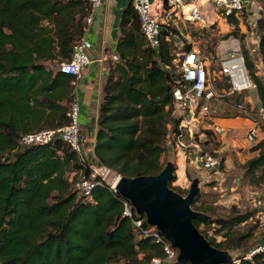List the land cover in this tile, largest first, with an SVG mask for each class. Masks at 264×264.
I'll return each mask as SVG.
<instances>
[{
  "label": "trees",
  "instance_id": "obj_1",
  "mask_svg": "<svg viewBox=\"0 0 264 264\" xmlns=\"http://www.w3.org/2000/svg\"><path fill=\"white\" fill-rule=\"evenodd\" d=\"M257 1L264 15V0ZM90 13L87 0H0V264H152L163 257L161 246L139 237L131 218L124 216V198L103 183L89 200L75 189L70 175L92 162L120 177L162 172L169 128L177 130L181 122L173 116L174 91L183 81L178 54L191 52L193 42L164 26L160 47L152 49L130 2L120 21L113 54L117 60L108 62L99 114L91 121L96 129L93 159L81 161L60 139L29 148L20 144L24 134L69 123L73 78L58 65L71 58L74 45L83 39ZM230 21L235 26L221 44L235 42V49L245 57L259 114L264 110V29L258 46L260 75L239 22ZM217 26L193 27L190 36L204 35L216 42L210 36ZM176 37L183 39V46ZM225 82L216 79L215 83L221 88ZM253 90L234 96L246 99ZM236 106L241 109L243 104ZM86 131L81 126L84 137ZM251 152L258 156L247 162V175L263 183L264 140ZM174 180L170 188L186 195L188 190L172 186ZM193 209L212 211L202 196ZM132 211L135 218L145 220ZM250 219L252 213H238L194 223L199 229H212V237L200 231L214 247L234 251L252 239V230H238ZM258 246L251 243L228 264H264V254L248 259Z\"/></svg>",
  "mask_w": 264,
  "mask_h": 264
},
{
  "label": "built area",
  "instance_id": "obj_2",
  "mask_svg": "<svg viewBox=\"0 0 264 264\" xmlns=\"http://www.w3.org/2000/svg\"><path fill=\"white\" fill-rule=\"evenodd\" d=\"M87 1L91 6V13L87 19L90 26L93 24L95 11L104 4L105 0ZM131 2L139 17L142 33L151 48L155 50L160 47L164 26L173 27L181 37H184L182 31L184 23L219 26L222 22L231 29L235 26L230 21L232 20L239 22V28H243V20L249 14L244 0H131ZM176 38L179 40V37ZM232 43L235 45V42ZM93 48V44L83 38L74 45L71 58L58 65V69L63 74L73 78V92L68 111L69 123L60 128L22 135L20 141L22 148L46 145L60 139L77 154L81 161L84 160L83 145L86 137L81 133L79 85L83 80L84 70L91 64L89 52ZM178 58L183 81L174 91L176 107L173 116L180 118L181 122L177 130L169 128L167 152L173 153L175 157L182 155L187 161L189 160L190 165L209 173L217 170L221 162L211 151L206 150L207 137L210 132L215 137H224L227 133L225 128L217 124L218 112L211 102L253 90L255 85L247 69L245 57L235 48L232 52L226 53L217 64L220 74L213 70V62L210 58L195 46L189 53L178 54ZM114 59L117 60V57ZM218 77L226 81L223 89H218L215 83ZM259 115L264 119L263 109L260 110ZM257 133L256 128L251 130L247 136L248 140L254 142ZM73 174L78 177L75 189L89 200H92L94 189L103 183L115 191L120 179V176H115V181L111 184L108 178L113 171L99 167L93 162L83 163V169ZM132 208L128 201L124 202V216L131 218L136 233L139 237L150 238L163 250V257L155 258L152 264H179V251L156 227L145 225L146 219L135 218ZM254 254H264V241L248 255V259Z\"/></svg>",
  "mask_w": 264,
  "mask_h": 264
},
{
  "label": "rangeland",
  "instance_id": "obj_3",
  "mask_svg": "<svg viewBox=\"0 0 264 264\" xmlns=\"http://www.w3.org/2000/svg\"><path fill=\"white\" fill-rule=\"evenodd\" d=\"M242 25L244 27L240 30L241 34L245 35L247 49L257 66H260L258 46L261 33L259 30L264 29V15L258 12L251 18L247 17L243 20ZM193 27L200 29L202 26L193 23L182 24L184 33L182 38L188 42L192 40L194 46L213 62V70L220 74L217 64L226 53L232 52L235 48L232 42H228L227 45L221 44L222 39L233 28L217 26L210 36L216 40L215 42L204 35L192 39L190 32L194 29ZM182 43L183 39H179L180 47L183 46ZM258 70L260 73V69ZM224 87L225 83L218 89ZM246 96L249 97V95ZM248 97L245 99L233 96L225 100L216 99L211 102L213 108L218 112L216 121L219 120L220 125L227 132L224 137H215L214 134L207 137L206 150L211 151L221 162L217 170L209 173L200 171L197 167L190 165L189 160L187 161L182 155L175 157L171 152L166 154V162H173L177 167L172 186L176 189L189 190L191 183L194 180H199L200 196H202L205 207L211 208V214H208L211 218H227L233 214L252 213V219L247 224L238 226V230L241 233L252 230L253 237L239 250L228 251L234 258L242 255L243 251H247L251 243L260 245L264 241V182L256 183L247 175V162L258 156L257 152H251V148L257 142L264 140V119L258 114L255 103L251 102V97ZM240 103L243 104L241 109L236 106ZM255 128L258 130L257 137L254 142H250L247 138L248 133ZM200 131L202 132V130ZM115 176L117 175L113 172L108 178V182L112 184L115 181ZM70 179L75 183L78 177L72 173ZM200 230L210 237L213 236L211 228L201 226ZM218 240L222 239L219 237Z\"/></svg>",
  "mask_w": 264,
  "mask_h": 264
},
{
  "label": "water",
  "instance_id": "obj_4",
  "mask_svg": "<svg viewBox=\"0 0 264 264\" xmlns=\"http://www.w3.org/2000/svg\"><path fill=\"white\" fill-rule=\"evenodd\" d=\"M176 164L169 162L155 176L120 177L115 191L128 201L139 217L156 227L179 251V260L189 264H228L235 259L228 251L214 247L194 221L211 217L193 209L200 196V181L194 180L184 197L170 188Z\"/></svg>",
  "mask_w": 264,
  "mask_h": 264
},
{
  "label": "crops",
  "instance_id": "obj_5",
  "mask_svg": "<svg viewBox=\"0 0 264 264\" xmlns=\"http://www.w3.org/2000/svg\"><path fill=\"white\" fill-rule=\"evenodd\" d=\"M130 2L131 0H105L104 4L95 11L93 24L89 26L87 23L83 36L94 46L89 52L91 64L84 70L83 80L79 85L80 121L83 128H87V137L83 145L84 159H93L96 129L92 126L91 121L96 119L99 114L103 89L108 76V62L115 57L113 54L120 38L121 17ZM244 2L249 13L248 17L251 18L258 12L259 14L262 13V6L258 1L244 0ZM219 26L225 25L220 22ZM259 31L261 33L262 30ZM258 69H260V74H263L261 62ZM250 97L252 103L258 102L256 90L250 92L248 98ZM218 121L217 124L220 125V121Z\"/></svg>",
  "mask_w": 264,
  "mask_h": 264
}]
</instances>
